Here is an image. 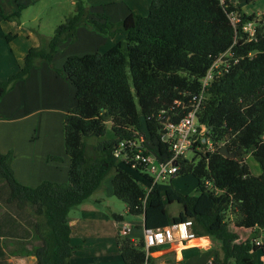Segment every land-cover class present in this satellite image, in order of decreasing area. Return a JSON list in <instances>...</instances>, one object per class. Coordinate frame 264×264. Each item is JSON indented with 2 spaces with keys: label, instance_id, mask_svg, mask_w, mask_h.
I'll use <instances>...</instances> for the list:
<instances>
[{
  "label": "trees",
  "instance_id": "16d2710c",
  "mask_svg": "<svg viewBox=\"0 0 264 264\" xmlns=\"http://www.w3.org/2000/svg\"><path fill=\"white\" fill-rule=\"evenodd\" d=\"M91 15L89 6L76 0L74 12L48 42L29 49L18 71L0 81L1 100L45 62L75 89V106L63 120L64 150L70 160L66 183L23 186L10 167L11 154L0 153V202L7 209L27 210L37 237L35 264H70L76 248L71 245L68 214L108 177L112 194L128 214L140 218L142 228L163 229L189 220L195 237L220 242L211 264H258L264 244L256 245L254 238L240 241L239 233L264 229V15H247L229 0H151L146 16L130 12L118 23L102 13ZM231 15L238 17L237 23ZM18 17L19 12L4 18ZM248 23L252 35L243 31ZM79 27L122 38L105 51L69 56L61 69H54L57 44L75 41ZM211 66L218 67L204 88L202 80ZM193 108L216 148L210 152L202 144L204 151L192 150L197 163L178 162L176 175L194 177L197 195L158 189L147 194L139 181L148 182L143 166L131 169L114 150L141 133L151 141L150 151L157 156L167 153V144L160 142L164 126L177 124ZM222 146L235 158L221 156ZM248 155L258 164L259 175H252ZM168 193L180 201L176 216L167 213ZM114 219L122 221L121 216ZM116 244L123 264H156L146 256L142 237L134 241L117 235Z\"/></svg>",
  "mask_w": 264,
  "mask_h": 264
},
{
  "label": "crops",
  "instance_id": "0c3cea01",
  "mask_svg": "<svg viewBox=\"0 0 264 264\" xmlns=\"http://www.w3.org/2000/svg\"><path fill=\"white\" fill-rule=\"evenodd\" d=\"M41 1L43 0H0V81L7 80L23 65V58L29 49L48 42L50 31L45 35L42 30L43 25L49 23L50 27L57 18L70 12L74 5V0L67 2L48 0L52 5L38 9L41 13H31L29 23L36 25L37 29L34 31L27 26L23 13ZM229 1L239 4L247 15H264V5L258 9L259 11L247 13L245 8L248 4L245 0ZM150 2L151 0H103L101 3L89 5V8L92 18H94L93 14L102 13L108 16L110 22L115 23L123 20L130 12L137 13V10H144L148 13ZM139 3L142 5L141 8ZM18 12L19 17L16 20L4 18ZM44 16H47L48 20ZM8 35L11 36L10 40L7 39ZM117 41H119L118 37L109 42L106 36L86 27H79L75 41L67 39L57 44V52L52 57V66L60 68L69 56L93 54L109 49ZM74 96V87L57 76L44 62L39 68L31 70L26 80L16 82L0 100V125L4 124V127H0V153L11 154L10 167L15 179L21 185L35 188L45 181L58 184L67 182L70 160L64 150L63 120L69 110L75 106ZM54 117H56L55 122ZM8 125L14 126L13 129ZM21 133L27 137L26 140L15 143L14 136ZM39 133L46 138V144L36 143L35 136ZM51 157H58L61 160L52 161ZM69 214L71 245L78 248L70 258V264H94L95 259L107 250L92 251L90 260L82 258V261L78 262L85 253L81 241L86 242L89 236L83 235L81 238L74 236L73 226H77V219L71 218ZM29 222L27 210H14L9 207L7 209L0 202V247L4 256L0 264L36 263L34 249L37 237ZM134 225L132 230L137 239H131L137 241L142 237V222H136ZM257 230L264 231L256 228L248 232L252 235ZM116 245L115 237L109 246V249L116 253L114 259L120 257ZM219 246L220 242L215 238L201 236L184 243L175 241L161 245L151 253V257L156 260V264H168L174 261L178 264H211L213 252ZM260 259L264 260V257L260 256ZM114 263L122 264L120 259L114 260ZM229 264L234 263L229 261Z\"/></svg>",
  "mask_w": 264,
  "mask_h": 264
},
{
  "label": "rangeland",
  "instance_id": "374dc122",
  "mask_svg": "<svg viewBox=\"0 0 264 264\" xmlns=\"http://www.w3.org/2000/svg\"><path fill=\"white\" fill-rule=\"evenodd\" d=\"M69 0H65V2H67ZM83 1L86 5H91V4H95V3H101L103 2V0H81ZM264 0H258V2H254L251 4H248V6L245 8L247 13H251L253 11H257L259 8L263 7L264 5ZM76 0H74V5H75ZM263 2V3H260ZM52 5L48 0H43L40 3H38L37 5H35L34 7H29L28 9L25 10V12L23 13V19L25 21H27V26H29L31 29H34V31H36L35 29H37L36 25L30 24L29 23V18L32 15L31 13H41L40 8L42 7H46V6H50ZM74 5L71 7V11L67 12V14H63L62 17L64 18H57L55 20V22L51 23V26L49 27V23H45L43 25V33L46 35V33H48L49 31V38L51 37V35L53 34L55 28L64 21V19L66 17H68L69 15H71L74 12ZM58 7V6H57ZM139 7L141 8L142 5L139 3ZM259 11V10H258ZM66 13V12H65ZM137 14L139 15H147V12H145L144 10H137ZM66 15V16H64ZM46 18V20H48L47 16H44ZM119 22V21H118ZM115 22V23H118ZM48 36V35H47ZM108 38L109 42H112V39L115 37H118V40H120L122 37L120 36H114V37H109L106 36ZM108 49V48H107ZM105 49V50H107ZM102 50V51H105ZM100 51V52H102ZM57 67V66H56ZM54 68V67H53ZM60 68H54V69H61ZM18 71V70H17ZM16 71V72H17ZM14 72V73H16ZM13 73V74H14ZM73 98V97H72ZM55 118L54 117V122H55ZM7 126V125H5ZM0 127H4V124L0 125ZM8 127H11L13 129L14 126L12 125H8ZM56 127V126H54ZM62 129V128H61ZM36 137V143L38 145L41 144H46V141L41 133H39ZM26 136L24 134H20V135H15L14 136V142H19L22 141L23 142L26 140ZM185 159L188 160L189 162L192 163H197L199 160V157H195V155L189 151L185 154ZM245 160L247 162V165L252 173V175H259L260 174V168L258 166V164L254 161V159L248 155L245 156ZM131 172V171H130ZM132 174H134L136 177L137 173H135L134 171L131 172ZM139 179V178H138ZM140 185L142 186V188H144V190L146 191L147 187L149 186L147 183H145L144 181L140 180ZM156 189H158L160 192H165V191H169L173 194H178L181 196H195L197 195V191H196V179L194 177H192L191 175H175L165 181H159L157 183V187ZM112 188H111V183H110V179L109 177L107 179H105L102 182V186L101 189L98 190L96 193H94L84 204L87 205H82L78 208H75L73 210H71L69 216L71 218H75L77 219V226H73V232H74V236L76 237H82L83 235H88L89 239L86 242H82L81 241V245H83V249L85 250L84 255H82V257H80V261H82V258H87L90 260V256H91V252L92 251H102V252H106L102 255L98 256V259H95V263L94 264H115L114 260H118L120 259V261L122 262L121 258L118 257V259H114L116 253L112 252V249H109V246L111 244L112 241L115 240V237L117 236L118 232H119V228L121 227V225L123 223H127L128 226L131 227V231L128 233L127 238H133V239H137L136 236H134L133 234V230L132 228L135 226L134 224H136V222H139L140 218L137 219L136 217L130 215L127 213V209L125 204L120 201L119 199H117L112 193ZM168 197V201L169 204L166 207L167 208V213L170 216H176L178 215L179 211H181V204L180 201H178L175 197H172V195L170 193H168L167 195ZM97 200V202L95 203V201ZM84 206V207H82ZM90 206V207H89ZM114 216H121L122 217V221L121 222H116L114 219ZM137 229H139V227H137ZM250 232L248 231H241L239 233V240L240 241H244L247 238H254V243L256 245H263L264 244V231L261 232L259 230H257L254 234H249ZM78 249V248H76ZM96 258V257H95ZM258 264H264V260L260 259V257L258 256ZM123 264V262H122Z\"/></svg>",
  "mask_w": 264,
  "mask_h": 264
},
{
  "label": "built area",
  "instance_id": "2783aa9c",
  "mask_svg": "<svg viewBox=\"0 0 264 264\" xmlns=\"http://www.w3.org/2000/svg\"><path fill=\"white\" fill-rule=\"evenodd\" d=\"M233 23L238 22V17L231 15ZM243 31L252 35V25L248 23L243 27ZM218 66H211L202 80V86H208L212 79V70ZM197 108L189 111L177 124L168 123L164 126L163 135L160 142L167 144V153L163 155H156L155 152L150 151L151 141L147 140L145 135L139 133L134 141H122L114 150V156L129 164L131 169L137 166H143V172L148 176L149 185L146 193H150L156 189L159 181H165L174 175L178 170V162L185 159V154L193 149L197 151H204L201 147L205 144V150L213 152L216 148L209 138V130L205 125H201L196 117ZM264 139V137H263ZM191 221H182L172 224L163 229L146 230L142 228V240L146 256H150V249L156 248L166 243L180 242L184 243L188 240L196 238L191 231ZM131 231V227L127 223H123L119 228L118 235L127 237ZM168 264H178L174 261Z\"/></svg>",
  "mask_w": 264,
  "mask_h": 264
},
{
  "label": "water",
  "instance_id": "95a60500",
  "mask_svg": "<svg viewBox=\"0 0 264 264\" xmlns=\"http://www.w3.org/2000/svg\"><path fill=\"white\" fill-rule=\"evenodd\" d=\"M219 154L225 158H230V159H234L235 158V153H230L228 151V149L225 147V146H222L220 149H219Z\"/></svg>",
  "mask_w": 264,
  "mask_h": 264
}]
</instances>
